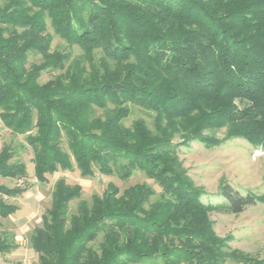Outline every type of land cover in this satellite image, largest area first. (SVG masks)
<instances>
[{"label":"trees","instance_id":"16d2710c","mask_svg":"<svg viewBox=\"0 0 264 264\" xmlns=\"http://www.w3.org/2000/svg\"><path fill=\"white\" fill-rule=\"evenodd\" d=\"M49 26L83 53L52 51ZM45 72L57 74L41 83ZM132 106L151 113L153 128L126 124ZM0 119L28 134L41 183L60 169L123 180L140 171L161 189L153 199L147 183L121 192L110 182L70 213L82 186L59 179L30 238L39 264H264L217 235L218 206L203 202L176 151L220 145L205 132L222 128L223 139L264 149V0H0ZM13 157L5 144L0 177L25 178ZM25 191L0 183L2 196ZM219 195L235 214L264 204L227 182ZM18 210L1 197L0 226ZM16 248L0 238V254Z\"/></svg>","mask_w":264,"mask_h":264},{"label":"rangeland","instance_id":"374dc122","mask_svg":"<svg viewBox=\"0 0 264 264\" xmlns=\"http://www.w3.org/2000/svg\"><path fill=\"white\" fill-rule=\"evenodd\" d=\"M49 32L53 35L52 51L71 52L72 58L83 53L79 46H70L55 35L50 26ZM40 61V55L30 54V64ZM56 74V72H45L40 82H47ZM131 109V115L126 120L128 126L136 119L143 118L149 127L153 128V117L149 111L138 106H132ZM27 135L13 133L0 119V151L5 144H9L14 151L11 161L25 163L28 172V175L22 179L0 177L1 184L26 189L17 197L0 195V198L3 197L19 207L14 215L1 219L3 225L0 226V238H8L17 248L10 253L0 254V264H39L38 255L31 246L30 238L34 229L43 225L51 207L54 185L59 179H65L71 185L82 186L81 197L70 203V213L76 212L81 200L91 202L93 195H102L110 182L114 183L121 192L134 184L147 183L157 192L153 199L159 198L161 193L159 186L140 171H135L130 179L123 180L116 174L103 175L96 171L93 176L83 177L76 168L71 171L60 169L54 174L47 175L46 183H41L34 176V152L27 144ZM205 135H215L223 142L217 146L207 147L199 140H192L186 146L176 147L179 159L195 185L205 191L202 196L203 202L218 206L210 211V219L214 223L217 235L232 237L228 243L231 249L240 250L256 259H263L264 204L257 203L247 207L242 213L235 214L220 207V204L225 203V199L219 193L222 184L227 182L243 195L249 192L256 195L264 194V149L253 146L242 138L223 139L226 136V128L209 130ZM178 141V139L174 140L175 143ZM63 147L69 151L67 143H64ZM225 264L238 263L228 260Z\"/></svg>","mask_w":264,"mask_h":264}]
</instances>
